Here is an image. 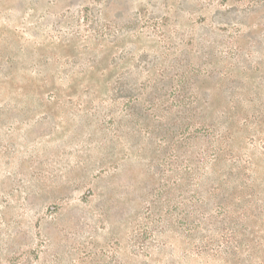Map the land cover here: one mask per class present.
Instances as JSON below:
<instances>
[{
	"label": "rangeland",
	"instance_id": "1",
	"mask_svg": "<svg viewBox=\"0 0 264 264\" xmlns=\"http://www.w3.org/2000/svg\"><path fill=\"white\" fill-rule=\"evenodd\" d=\"M0 264H264V0H0Z\"/></svg>",
	"mask_w": 264,
	"mask_h": 264
}]
</instances>
